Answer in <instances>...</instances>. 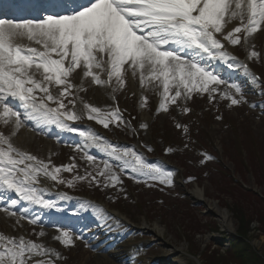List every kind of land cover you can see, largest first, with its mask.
Instances as JSON below:
<instances>
[{"label":"snow or ice","instance_id":"snow-or-ice-1","mask_svg":"<svg viewBox=\"0 0 264 264\" xmlns=\"http://www.w3.org/2000/svg\"><path fill=\"white\" fill-rule=\"evenodd\" d=\"M233 21H239V26L229 29ZM262 27L264 0H84L68 14L0 18V121L14 126L9 135L0 133V193L11 191L24 202L51 208L54 204L44 198L42 182L74 185V180L65 181L59 176L62 171H75L74 163L53 166L50 160L45 162L14 146L12 136L23 126L22 122L78 132L85 143L77 150L86 152L87 161H94L93 155L87 154L88 146L100 147L112 160L121 162L119 166L125 174L130 170L136 176L171 186V171L147 162L131 147L120 148L111 143L103 147L101 141L106 138L94 130L70 126L69 121H78L84 115L106 129L112 123H128L118 108L105 111L82 100L84 112H78L79 98L75 93L84 89L72 84L70 78L79 69L83 78H91L94 84L116 92L128 75L138 77L141 87L159 92L158 111L164 112L169 110V103L186 100L194 92L208 93L214 99L211 94L221 84L240 93V86L220 78L211 62L224 61L227 67L234 68L232 61L236 58L225 44L246 43ZM259 56L252 50L248 58ZM241 67L247 71L245 65ZM53 87L57 89L55 94ZM229 91L223 93V98L230 99L232 105L240 103ZM183 111L190 109L185 107ZM140 127L146 129L148 125ZM112 168L106 162L96 174L86 169L85 176L75 179L115 187L122 180ZM16 205L17 199H11L4 211L14 216ZM30 222L38 221L31 218ZM56 239L65 246L73 245V237L67 231ZM53 257H59V253L23 235L0 234V264H54Z\"/></svg>","mask_w":264,"mask_h":264},{"label":"rangeland","instance_id":"rangeland-1","mask_svg":"<svg viewBox=\"0 0 264 264\" xmlns=\"http://www.w3.org/2000/svg\"><path fill=\"white\" fill-rule=\"evenodd\" d=\"M232 26H239V21H233L229 29ZM240 35L243 37L244 34ZM226 46L227 51L236 58L233 61L235 67H241L243 62L248 61L261 80L254 79L249 73H233L234 83L241 88L240 93L234 88L229 91L226 84H221L218 91L211 94L214 99H210L208 93L194 92L186 100L180 98L176 104L169 103L167 112L158 111L159 92L150 87H141L138 77L128 75L119 91H111L104 97L99 95L102 86L94 84L91 78H83L81 70L74 72L72 78L76 86L82 85L84 89L75 93L79 98L77 111L84 112L80 100L105 111L113 109L111 95H114L120 108L132 120L139 134V142L132 138L125 123H119V126L112 123L106 129L87 119L86 115L75 122L91 124V130L106 138L101 141L103 147L111 143L120 148L138 150L147 162L171 171L173 184L167 186L144 179L130 170L125 174L119 166L121 162L112 160L103 148L94 147L100 154L93 151L91 155L94 161L89 162L86 153L77 150V147L53 145L52 149V144L37 137L34 144L25 147L31 154L45 162L50 160L53 166L71 163L77 166L75 171H62L59 174L65 181L74 180L72 187L67 183L56 184L59 189L86 196H62L67 204L84 209L86 220L79 226L78 233H69L73 235L71 246H65L56 239L63 231H50L47 236L53 233V239L46 240L43 230L31 224L18 232L14 231V236L25 232L45 248L54 246L53 250L59 253V257H53L54 264H95L99 251L112 254L116 250L110 245V239L104 238L108 234L115 236L112 241L122 236L117 244L130 248V257L124 264H241V260L232 259L227 251L231 247V238L237 236L236 231L241 225L238 219H246L249 225L245 228L248 233L244 241L257 258L255 264H264V231L261 230L260 221L256 220L259 215L254 212L250 199L240 195L242 189H246L264 199V29L254 33L246 43L242 41L237 46L226 43ZM252 50L260 53V56L249 59ZM215 63L223 67L225 62ZM218 73L224 72L218 70ZM225 81L229 82V77ZM225 91H229L240 103L232 105L230 99L223 98ZM144 97L147 99L141 106ZM185 107L190 111L185 113ZM219 107L223 110V117L227 118L225 121ZM257 107H262V110L259 112ZM141 124L148 127L141 128ZM178 124L181 126L177 127ZM13 130L12 125L0 124V133L4 135H9ZM187 134H195L199 139L198 145L193 144ZM15 137L12 136V142L16 145ZM166 140L169 146L173 144L179 150L176 149L174 153L168 151L161 156L160 149L166 145ZM194 145L210 153L195 151ZM147 152L155 158H150ZM207 156L211 159H206ZM106 162L113 165L112 170L122 180L117 188L104 187L103 183L97 186L89 179H75L78 175L85 176L86 169L88 173L96 174L97 169H103ZM194 178L197 180L192 181ZM100 179L103 181L102 177ZM228 185L231 187L227 188ZM221 186L230 194L237 189L241 191L231 196L222 191ZM93 198L98 204L93 203ZM128 219L133 225L127 224ZM16 222L13 215L3 212L0 214V232L11 230L10 224ZM227 224L229 229L225 227ZM205 248L213 254L207 261L201 255Z\"/></svg>","mask_w":264,"mask_h":264},{"label":"trees","instance_id":"trees-1","mask_svg":"<svg viewBox=\"0 0 264 264\" xmlns=\"http://www.w3.org/2000/svg\"><path fill=\"white\" fill-rule=\"evenodd\" d=\"M171 145H173V144H171ZM230 185H232V184H230ZM230 185H228L226 187L230 188L231 187ZM232 186H236V184H233ZM221 190L226 192L227 194H229L231 196L234 195L237 191H241L240 189H237L236 191H231L232 193L230 194L227 192L226 188H223L222 186H221ZM251 193L252 192H250L249 190L247 191L246 189H242V193L240 195L241 196L245 195V196H247L248 199H250V201L252 202V208H253L254 212L257 215H259V217H257L256 220L260 221L261 230L264 231V199H261L255 193H252V194ZM241 214H243V213H241ZM238 220L241 221V225L237 229L238 231H236L237 236H234V238L232 237L230 240V243H231L230 246L231 247L228 249L227 254L232 255V259H234V260L235 259L241 260L242 261L241 264H248V263H254L255 264L257 261V258L255 256V254L249 250L247 242L244 241V238H246L247 233H248V232H246L245 228H247V225H249V221H247L246 219L244 221L241 219H238ZM215 229H216V227H215ZM247 247H248V249H247ZM206 253H208L207 254L208 256L205 255ZM196 254H193V255H196ZM201 255L204 257V259L206 261L208 260L207 259L208 257L209 258L213 257L212 252L208 251V248L203 249ZM208 264H210V263H208Z\"/></svg>","mask_w":264,"mask_h":264},{"label":"bare ground","instance_id":"bare-ground-1","mask_svg":"<svg viewBox=\"0 0 264 264\" xmlns=\"http://www.w3.org/2000/svg\"><path fill=\"white\" fill-rule=\"evenodd\" d=\"M264 29V27H262ZM225 47L228 48L225 44ZM232 84H235L237 85L236 83L234 82H231ZM101 92L99 95H102V96H106L108 95V93H110L111 90H109L108 88L105 89V88H100ZM108 92V93H107ZM97 97H99L98 93H95ZM20 130H16V137H15V142H17L19 145L23 146V147H27V146H30L31 144H34V140L37 138V135L33 134L32 132H30L29 130L27 129H24L23 130L21 129V131L19 132ZM42 185H44L45 187H47L49 189V192L51 193H54V183L51 181V180H45L42 182ZM49 194V193H48ZM0 214H3L2 211H0ZM26 222L23 223V227H26ZM226 229H229V225H225ZM105 228V227H104ZM49 231H46L44 233L45 236V239L47 240L48 238L50 239H53V233L48 235ZM105 239L106 238H109L110 239V245L111 246H114L116 248L115 251L112 252V254H102L103 252L105 251H99V253L96 255V258L94 260V263L95 264H124L125 262H127V259L130 257V248H126L125 246H122V245H118L117 244V241L120 239H122L123 237H119L114 239L112 241L113 238H115V236L111 237V234H108L104 237ZM48 242H50L48 240Z\"/></svg>","mask_w":264,"mask_h":264}]
</instances>
